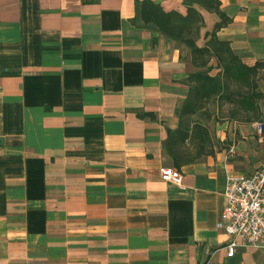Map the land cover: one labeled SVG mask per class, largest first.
I'll return each mask as SVG.
<instances>
[{
    "label": "crops",
    "instance_id": "0c3cea01",
    "mask_svg": "<svg viewBox=\"0 0 264 264\" xmlns=\"http://www.w3.org/2000/svg\"><path fill=\"white\" fill-rule=\"evenodd\" d=\"M136 1L0 0V264H264L255 248L228 257L217 228L227 176L264 165L258 122L192 116L211 152L178 170L181 184L163 181L184 81L203 68L144 25ZM217 1L218 39L244 64L264 61V0ZM192 5L201 47L221 19Z\"/></svg>",
    "mask_w": 264,
    "mask_h": 264
},
{
    "label": "trees",
    "instance_id": "16d2710c",
    "mask_svg": "<svg viewBox=\"0 0 264 264\" xmlns=\"http://www.w3.org/2000/svg\"><path fill=\"white\" fill-rule=\"evenodd\" d=\"M188 5L185 16L171 11L165 12L161 6L150 0L136 1L137 18L144 25H151L161 34L173 39L191 50V61L203 70L191 73L184 83L188 86V96L179 110L177 129L167 130L166 152L172 160V166L180 170L212 149L207 128L191 119L201 114L206 120H234L243 124L260 122L261 110L258 102L263 93L258 91V73L264 69V61L255 65L244 64L226 41L215 34L228 24V19L220 10L217 0H183ZM192 4L201 5L206 10L216 12L221 21L215 25L206 42L198 47L196 40L204 24L201 14ZM216 71L214 75L211 73ZM215 104L217 113L212 114L208 105ZM228 107V109H226ZM261 137L264 142V123ZM187 143V144H186ZM189 145L191 148H186Z\"/></svg>",
    "mask_w": 264,
    "mask_h": 264
},
{
    "label": "built area",
    "instance_id": "2783aa9c",
    "mask_svg": "<svg viewBox=\"0 0 264 264\" xmlns=\"http://www.w3.org/2000/svg\"><path fill=\"white\" fill-rule=\"evenodd\" d=\"M262 127L261 123L256 124L259 135ZM160 177L175 185L182 182L176 168H161ZM226 180V205L217 228L229 238L227 256L233 257L239 247L264 250V165L248 175L234 174Z\"/></svg>",
    "mask_w": 264,
    "mask_h": 264
},
{
    "label": "rangeland",
    "instance_id": "374dc122",
    "mask_svg": "<svg viewBox=\"0 0 264 264\" xmlns=\"http://www.w3.org/2000/svg\"><path fill=\"white\" fill-rule=\"evenodd\" d=\"M257 77H258L257 78L258 79L257 80L258 81V91L263 93L261 100L258 102V106H260V110H261V118H260V122H258V123L262 124V123H264V69H260ZM208 107H209V110L212 114H216L217 107L215 104H209ZM226 109H228V107H226ZM195 120L198 122H204L203 118L199 115L196 116ZM228 121L231 122V120H228ZM213 122H211L212 124H210V126L216 125L215 124L216 122H214V123ZM208 123H206V124H208ZM256 135H257V136H255L256 138H259L260 136H262V135H258V134H256ZM224 144H226V143L225 142L223 143V142L218 140V143L216 144V148L218 149L220 147H223ZM258 152H259L260 157L263 158L264 157V147L262 149H260V151H258Z\"/></svg>",
    "mask_w": 264,
    "mask_h": 264
}]
</instances>
